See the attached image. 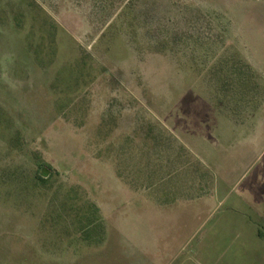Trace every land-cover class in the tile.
<instances>
[{"label":"rangeland","instance_id":"1","mask_svg":"<svg viewBox=\"0 0 264 264\" xmlns=\"http://www.w3.org/2000/svg\"><path fill=\"white\" fill-rule=\"evenodd\" d=\"M0 264H264V0H0Z\"/></svg>","mask_w":264,"mask_h":264}]
</instances>
